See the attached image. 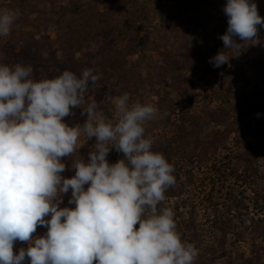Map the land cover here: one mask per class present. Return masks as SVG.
<instances>
[{
  "label": "rangeland",
  "instance_id": "1",
  "mask_svg": "<svg viewBox=\"0 0 264 264\" xmlns=\"http://www.w3.org/2000/svg\"><path fill=\"white\" fill-rule=\"evenodd\" d=\"M254 2L264 17V0ZM226 3L0 0V10L19 12L0 36V64L30 65L36 79L92 68L100 78L64 118L69 126L83 125L92 101L116 119L114 99L124 93L155 105L159 114L146 122L145 137L176 178L159 207L173 210L182 242L198 249L194 264H264V27L257 26L258 40L236 38L239 47L225 49L235 56L213 67L210 58L224 48ZM94 144L82 133L77 151L62 158L61 175L74 176L73 159L87 162ZM122 158L114 148L107 157ZM70 197L60 207H74ZM46 232L38 226L33 235ZM27 246L17 241L14 252Z\"/></svg>",
  "mask_w": 264,
  "mask_h": 264
},
{
  "label": "clouds",
  "instance_id": "2",
  "mask_svg": "<svg viewBox=\"0 0 264 264\" xmlns=\"http://www.w3.org/2000/svg\"><path fill=\"white\" fill-rule=\"evenodd\" d=\"M223 12L224 48L209 60L216 68L235 56L225 49L238 48L236 38L258 40L257 26L264 27L254 0H227ZM18 17L0 10V36L9 35ZM99 78L86 68L79 77L64 70L36 79L30 65L0 64V264L26 258L29 264H194L199 255L182 242L173 210L159 207L176 178L145 137L146 122L159 114L155 105L124 93L114 99L116 119L92 101L81 112L87 114L82 126L64 121ZM82 133L95 144L87 162L73 159L75 174L65 178L62 158L73 156ZM113 148L123 158L109 163ZM69 191L74 207H60ZM38 226L47 232L34 236ZM17 241L28 245L18 254Z\"/></svg>",
  "mask_w": 264,
  "mask_h": 264
}]
</instances>
